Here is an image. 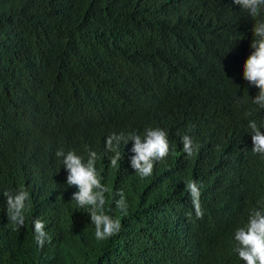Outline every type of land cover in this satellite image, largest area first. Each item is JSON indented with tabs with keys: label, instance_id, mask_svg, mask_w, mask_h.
<instances>
[{
	"label": "trees",
	"instance_id": "trees-1",
	"mask_svg": "<svg viewBox=\"0 0 264 264\" xmlns=\"http://www.w3.org/2000/svg\"><path fill=\"white\" fill-rule=\"evenodd\" d=\"M259 21L234 0H0V264H245L234 233L264 206L248 127L264 125V109L243 76ZM148 128L170 144L153 174L131 167L132 141L111 166L107 137ZM58 150L97 153L117 235L96 239ZM21 189L31 208L13 228L3 193ZM35 219L51 237L43 248Z\"/></svg>",
	"mask_w": 264,
	"mask_h": 264
},
{
	"label": "clouds",
	"instance_id": "clouds-1",
	"mask_svg": "<svg viewBox=\"0 0 264 264\" xmlns=\"http://www.w3.org/2000/svg\"><path fill=\"white\" fill-rule=\"evenodd\" d=\"M241 9L257 18L264 13V0H234ZM251 47L254 51L244 64V79L259 89L253 98V103L264 109V21H259L253 26ZM248 127L251 129L252 151L264 157V125L258 126L255 120H250ZM133 142L131 151V167L142 179L153 174L154 166L158 161L165 159L170 152L168 134L160 128H148L144 134L113 133L107 137L105 146L108 152L114 153L110 160L111 166L115 167L121 159L119 146H125ZM183 151L189 156L193 155V141L189 135L181 138ZM174 151V149H173ZM56 157L61 160L63 168L67 171V186L75 187L77 191L72 193L71 201L78 208L85 209L89 215L91 224L95 226L97 240H106L117 235L122 224L118 218L106 214V193L110 189L101 182V177L96 169L97 153L91 151L85 159L74 151L65 153L63 150L56 152ZM186 189L190 194L196 215L202 218L203 212L200 205L201 190L195 181H187ZM119 200L115 201L117 208L126 211L127 204L123 191L117 193ZM8 220L13 228L25 225V213L31 208L30 194L26 190H18L15 193L5 191ZM245 225L238 227L234 233L236 241L235 252L245 264H264V206L253 210L245 220ZM35 241L43 248L45 240L49 242L51 237L45 231V224L40 219L33 221Z\"/></svg>",
	"mask_w": 264,
	"mask_h": 264
}]
</instances>
